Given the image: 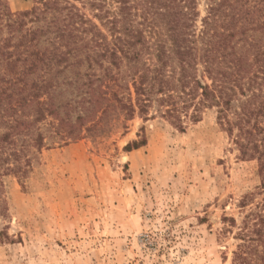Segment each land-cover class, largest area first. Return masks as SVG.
Listing matches in <instances>:
<instances>
[{
    "label": "trees",
    "instance_id": "trees-1",
    "mask_svg": "<svg viewBox=\"0 0 264 264\" xmlns=\"http://www.w3.org/2000/svg\"><path fill=\"white\" fill-rule=\"evenodd\" d=\"M73 1L81 6L32 0L31 9L12 12L0 0V175L26 171L21 130L30 138V125L46 117L57 131L68 121L54 104L56 80L84 66L94 91L87 103L98 114L85 130L99 128L107 109L145 120L156 107L180 132L214 111L259 178L236 205L239 219L222 218L235 242L228 264H264V0H207L202 17L196 0ZM75 121L84 125L80 115ZM137 137L126 151L145 144ZM34 138L39 152L42 136Z\"/></svg>",
    "mask_w": 264,
    "mask_h": 264
},
{
    "label": "rangeland",
    "instance_id": "rangeland-1",
    "mask_svg": "<svg viewBox=\"0 0 264 264\" xmlns=\"http://www.w3.org/2000/svg\"><path fill=\"white\" fill-rule=\"evenodd\" d=\"M196 1L202 17L207 0ZM6 3L12 12L33 6ZM86 73L56 80L54 104L68 119L60 131L46 117L30 138L25 129L17 136L29 164L0 175V264H228L235 242L222 218L239 219L238 201L259 184L256 162L237 158L213 110L180 132L156 107L145 120L107 109L99 128L85 130L98 115ZM137 134L145 144L126 151Z\"/></svg>",
    "mask_w": 264,
    "mask_h": 264
}]
</instances>
